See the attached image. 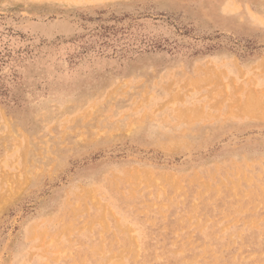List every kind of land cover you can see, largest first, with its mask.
<instances>
[{"label": "rangeland", "instance_id": "rangeland-1", "mask_svg": "<svg viewBox=\"0 0 264 264\" xmlns=\"http://www.w3.org/2000/svg\"><path fill=\"white\" fill-rule=\"evenodd\" d=\"M0 264H264V0H0Z\"/></svg>", "mask_w": 264, "mask_h": 264}]
</instances>
